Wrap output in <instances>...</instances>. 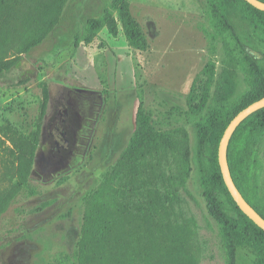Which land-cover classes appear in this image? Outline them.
<instances>
[{
	"label": "rangeland",
	"instance_id": "1",
	"mask_svg": "<svg viewBox=\"0 0 264 264\" xmlns=\"http://www.w3.org/2000/svg\"><path fill=\"white\" fill-rule=\"evenodd\" d=\"M111 2L71 0L56 34L25 58L20 53L24 26L30 32L35 21L10 18L11 42L3 46V60L23 59L0 82V182L4 164L13 163V154H18L14 141L28 138L36 128L43 83L50 85L52 96L29 182L0 219V264H76L86 197L128 145L140 98L155 128L185 129L194 145L198 117L190 105L206 111L223 59L222 52L210 53L207 0H129L148 49L130 48L122 32L113 38L104 29L72 57L63 48L70 33L101 15ZM256 44L264 58V34L257 36ZM25 78H30L25 85H11ZM237 82L236 100H241L254 90L257 76L247 69ZM60 114L67 119L69 141L61 154L54 143ZM253 161L252 187L263 196L264 142ZM180 197L183 218L195 223L191 251L197 264H227L220 226L209 216L195 168ZM238 264H252L251 257L241 253Z\"/></svg>",
	"mask_w": 264,
	"mask_h": 264
},
{
	"label": "trees",
	"instance_id": "2",
	"mask_svg": "<svg viewBox=\"0 0 264 264\" xmlns=\"http://www.w3.org/2000/svg\"><path fill=\"white\" fill-rule=\"evenodd\" d=\"M70 3L0 0V82L7 80L23 59L3 60V46L11 42L10 18L15 17L18 23L30 18L35 21L30 32L24 26L20 53L25 58L56 34ZM207 21L210 53L215 56L222 52L223 59L206 111L190 105L198 117L193 124L194 145L185 129L155 128L140 98L136 129L128 145L102 175L99 187L86 197L76 264H197L191 251L195 223L192 218H183L179 208L180 191H186L194 168L209 216L220 226L227 264H238L241 253L250 256L252 264H264V231L237 206L224 182L218 158L221 139L231 120L264 98V58L256 44L257 36L264 34V12L245 0H207ZM104 29L113 38L122 32L130 48L148 49L147 37L132 14L129 0H112L101 15L77 26L63 48L74 57L82 43L91 45ZM247 69L256 74L257 84L252 92L236 100L239 74ZM29 81L20 79L11 85L22 86ZM100 82L106 85L105 79ZM51 96L50 85L43 83L36 128L28 138L17 137L14 143L19 146L18 154H13V163L4 164L2 182L6 187L0 190V219L29 182ZM263 142L261 109L234 132L228 162L243 197L264 218V195L259 196L252 187L254 154Z\"/></svg>",
	"mask_w": 264,
	"mask_h": 264
},
{
	"label": "water",
	"instance_id": "3",
	"mask_svg": "<svg viewBox=\"0 0 264 264\" xmlns=\"http://www.w3.org/2000/svg\"><path fill=\"white\" fill-rule=\"evenodd\" d=\"M251 6L264 12V2L260 0H245ZM264 109V98L254 102L249 105L241 112H239L230 122L228 127L226 128L224 135L221 139L219 145V165L221 168V172L223 175L224 182L228 188L229 193L232 198L236 202L237 206L240 210L250 219L252 220L259 228L264 231V218L248 203V201L243 197L242 193L236 186L228 162V146L231 137L233 136L236 129L240 126V124L245 121L248 117L256 113L257 111Z\"/></svg>",
	"mask_w": 264,
	"mask_h": 264
},
{
	"label": "flooded vegetation",
	"instance_id": "4",
	"mask_svg": "<svg viewBox=\"0 0 264 264\" xmlns=\"http://www.w3.org/2000/svg\"><path fill=\"white\" fill-rule=\"evenodd\" d=\"M58 123L60 124L61 127H59L55 133V145L58 148L57 153L61 154L62 153V148H64L68 144V140L66 139L67 137V127L65 126L67 119H65L64 115L60 114L58 117ZM47 120V118H46ZM57 123V122H56ZM46 125V122H45ZM45 127V126H44Z\"/></svg>",
	"mask_w": 264,
	"mask_h": 264
}]
</instances>
